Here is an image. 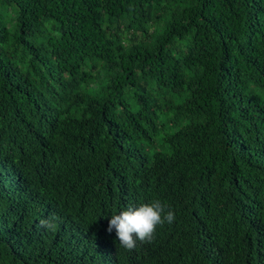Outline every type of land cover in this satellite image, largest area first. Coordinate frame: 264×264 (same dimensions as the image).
Instances as JSON below:
<instances>
[{"label":"trees","instance_id":"16d2710c","mask_svg":"<svg viewBox=\"0 0 264 264\" xmlns=\"http://www.w3.org/2000/svg\"><path fill=\"white\" fill-rule=\"evenodd\" d=\"M0 264H264V0H0Z\"/></svg>","mask_w":264,"mask_h":264},{"label":"clouds","instance_id":"9594fccd","mask_svg":"<svg viewBox=\"0 0 264 264\" xmlns=\"http://www.w3.org/2000/svg\"><path fill=\"white\" fill-rule=\"evenodd\" d=\"M23 184H28L26 179L18 181ZM44 185H35L34 192ZM32 194L31 189L20 198ZM45 202V201H40ZM175 219V213L168 205L160 200H153L150 203H141L138 206L129 205L118 214L113 213L109 220L107 231L116 232V237L120 245L128 250H132L137 246V242L150 243L154 239L157 226L163 225L165 222L172 223ZM85 228V236H79L78 245L87 242L89 247L96 246L102 241L100 231L96 236L87 237L86 224L82 222ZM41 225L50 230H55L54 218L42 220Z\"/></svg>","mask_w":264,"mask_h":264}]
</instances>
